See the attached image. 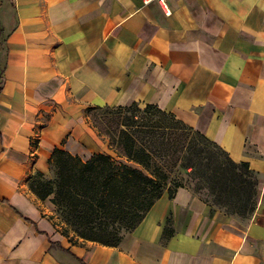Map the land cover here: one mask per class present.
I'll return each instance as SVG.
<instances>
[{
    "label": "crops",
    "instance_id": "obj_1",
    "mask_svg": "<svg viewBox=\"0 0 264 264\" xmlns=\"http://www.w3.org/2000/svg\"><path fill=\"white\" fill-rule=\"evenodd\" d=\"M165 1L0 0V264H264V0ZM134 101L248 163V220L179 187L116 246L62 235L29 180L54 148L101 152L86 108Z\"/></svg>",
    "mask_w": 264,
    "mask_h": 264
},
{
    "label": "trees",
    "instance_id": "obj_2",
    "mask_svg": "<svg viewBox=\"0 0 264 264\" xmlns=\"http://www.w3.org/2000/svg\"><path fill=\"white\" fill-rule=\"evenodd\" d=\"M6 37L0 28V50ZM4 68L0 62V93ZM91 110L100 111L108 123L114 156L101 151L83 159L54 148L48 160L53 176L38 172L29 180L39 199L51 196L69 241L118 245L164 193L171 198L177 188L186 187L181 173L196 181L190 190L207 204L243 221L252 216L258 200L254 171L175 113L136 101L88 107L85 115ZM203 189L206 196L199 193Z\"/></svg>",
    "mask_w": 264,
    "mask_h": 264
},
{
    "label": "rangeland",
    "instance_id": "obj_3",
    "mask_svg": "<svg viewBox=\"0 0 264 264\" xmlns=\"http://www.w3.org/2000/svg\"><path fill=\"white\" fill-rule=\"evenodd\" d=\"M86 119L89 122V124L92 128V131L95 133L96 137L98 138V140L100 142L99 147H100L101 151L106 152V153H110L114 156V153L110 149V145H109V137H108V133H107L108 123H106V120H104L102 118L100 111L91 110L90 112H87ZM83 159H85V158H83ZM44 175L46 177H52L53 173L50 171V173L48 172L47 174H44ZM178 176H182L184 178L183 183L186 185V187H189V189H193V190L196 189L197 183L195 180L188 178V176L184 175V173H181ZM170 178H173L172 175H170ZM199 193L202 194L203 196H206L207 191L205 189H203V190H200ZM207 197L211 198L209 196H207ZM50 198H51V196H49L45 199H39L38 198V200L40 201L41 204H43L44 201H48ZM48 217L51 219L53 224L56 225L59 228V230L61 231V227H63V225H62V223H60V220H59L58 214L56 212L55 206H54L53 213L48 214ZM69 235L72 236L73 233L70 232ZM71 241H73V238L71 239ZM73 242H76V241H73Z\"/></svg>",
    "mask_w": 264,
    "mask_h": 264
},
{
    "label": "built area",
    "instance_id": "obj_4",
    "mask_svg": "<svg viewBox=\"0 0 264 264\" xmlns=\"http://www.w3.org/2000/svg\"><path fill=\"white\" fill-rule=\"evenodd\" d=\"M142 2L143 4H149L151 2H156L162 7V9L164 10L166 14H169V10H168L167 3L165 0H142Z\"/></svg>",
    "mask_w": 264,
    "mask_h": 264
}]
</instances>
